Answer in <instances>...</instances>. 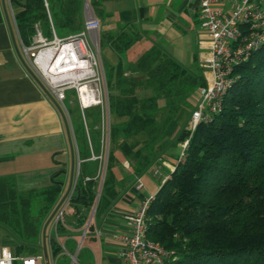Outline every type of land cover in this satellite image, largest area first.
Here are the masks:
<instances>
[{
  "label": "trees",
  "instance_id": "1",
  "mask_svg": "<svg viewBox=\"0 0 264 264\" xmlns=\"http://www.w3.org/2000/svg\"><path fill=\"white\" fill-rule=\"evenodd\" d=\"M11 1L26 45L39 30L52 38L53 28L61 37L82 28V0ZM90 3L97 14L95 1ZM141 38L128 24L100 32V46L106 43L119 57L108 69L104 64L107 105L82 109L77 91L69 90L74 100L67 93L80 160L73 202L77 226L98 199L88 234L94 235L97 219L123 191L117 166L128 160L136 178L172 153L195 108L191 97L207 84L203 67L184 65L158 44L129 70L125 54ZM234 76L220 109L197 125L148 207V237L171 253L173 264H264V43L235 67ZM63 189L55 177L24 190L13 177L0 178V226L17 241L18 255L41 253L44 224ZM60 252L54 240L51 254Z\"/></svg>",
  "mask_w": 264,
  "mask_h": 264
},
{
  "label": "crops",
  "instance_id": "2",
  "mask_svg": "<svg viewBox=\"0 0 264 264\" xmlns=\"http://www.w3.org/2000/svg\"><path fill=\"white\" fill-rule=\"evenodd\" d=\"M93 1L97 8L95 14L103 17L100 19L101 32H117L124 24L141 31L142 38L137 43L142 50L134 60L144 50L158 44L184 65L203 67L206 78L211 77V72L204 67L210 46L208 32L200 24L199 0ZM17 10L18 6L12 1L0 0V178L13 177L23 190L47 185L54 177L62 180L64 187H69L72 177L77 174L79 155L74 139L73 142L70 139L66 113L51 91L45 89L31 72L16 24ZM78 12L83 29L87 16L86 0L80 1ZM129 67V70H135V64L134 67L129 64ZM200 96L198 91L191 97L195 106ZM84 100L90 102L91 98L87 99L84 94ZM171 152L164 157L160 176H167L175 167L176 157L172 155L174 151ZM159 164L157 162L152 167ZM63 195L62 192L60 200ZM143 196L142 190H136L132 184L123 189L112 209L97 219L103 235L87 234L82 242L83 246L89 238L97 243L93 250L94 262L89 264H127L120 255L122 242L114 234L128 229L124 214L136 211ZM77 229L78 234H74L70 247L72 251H76L82 238L81 227ZM72 230L63 232V237L69 240L73 236ZM2 233L0 231L1 243L11 250V246H15L13 252L17 254L15 238L6 231ZM41 239L43 241V230ZM48 253L50 264H54L49 247ZM39 255H43V259L38 264H47L43 248ZM67 258L64 255V259Z\"/></svg>",
  "mask_w": 264,
  "mask_h": 264
},
{
  "label": "built area",
  "instance_id": "3",
  "mask_svg": "<svg viewBox=\"0 0 264 264\" xmlns=\"http://www.w3.org/2000/svg\"><path fill=\"white\" fill-rule=\"evenodd\" d=\"M199 2L200 24L208 32L210 46L204 66L211 72V77H207L206 86L200 89V100L189 119L188 126L191 132L201 121L211 119L213 113L220 109L223 96L235 81V67L247 59L252 50L264 43V0H199ZM100 28V18L87 6L85 26L78 32L61 37L53 28V37L47 38L39 30L30 45H26L20 37L32 69L67 115L77 153L78 147L66 97L69 90L75 89L82 109L103 103L101 98H95L96 93L100 91L98 89L101 86L98 85L101 83L105 85L107 91L104 64L99 53ZM36 42L40 44L37 45ZM90 82L97 85L96 88L89 86ZM84 86L87 88L83 89ZM84 94L91 98L90 102L84 100ZM188 142L189 138L185 140V147ZM161 168L159 164L155 170L156 175L161 174ZM79 172L80 160L71 188L64 193L65 196L63 195L64 198L46 229V240L50 250L54 240L61 246V252L53 256L54 264H58L61 254L71 257V264H81L78 255L83 239L89 233L91 223L96 220L98 199L81 226L82 238L78 241L77 249L72 251L67 245V237L63 238V232L68 233L78 224V218L74 216L73 202ZM133 186L138 191L144 188L141 176L136 178ZM153 197L154 194L143 196L136 211L125 213L128 229L114 234L122 242L120 255L127 264H173L171 253L148 237L147 211ZM67 217H72V222L68 223ZM94 234L102 236V227L96 225ZM19 259L23 264H38L43 255H17L0 241V264H15Z\"/></svg>",
  "mask_w": 264,
  "mask_h": 264
},
{
  "label": "rangeland",
  "instance_id": "4",
  "mask_svg": "<svg viewBox=\"0 0 264 264\" xmlns=\"http://www.w3.org/2000/svg\"><path fill=\"white\" fill-rule=\"evenodd\" d=\"M103 20V17H101ZM100 18V19H101ZM101 32V29H100ZM35 44L39 45L40 42H36ZM142 50V46L139 43H135L125 54V60L127 63V66L129 64H131L132 67H134V64L136 62V60H134V56L136 54H138L140 51ZM99 53L101 55L103 64H105V68L108 69L107 67L109 66V64H115L117 63L119 57L117 52L111 48V46L107 45L106 43H102L101 46L99 44ZM205 67V66H204ZM206 68V67H205ZM88 83V82H87ZM91 84V85H90ZM89 86H93L96 88L97 85H95L93 82L89 83ZM88 86V87H89ZM100 91H98V93H96V97L95 98H101L103 100V103H106V105L108 104V99H107V95L106 93H108L105 89V85L103 83H101V85H98V87H100ZM72 90V89H71ZM142 94L146 95V94H150V91H140ZM67 93H69V97H71L73 100L76 98L75 95L73 94L72 91H68ZM79 99V98H78ZM91 101V100H90ZM81 104V103H80ZM76 117V116H75ZM108 120V119H107ZM193 132H191V128H189V126L187 125L184 132L181 134V140L179 141V144L177 146L172 147L171 151H174V154H172L173 156L177 157L179 155V153L181 154L185 148L184 143L185 140H187L191 134ZM188 145V144H187ZM167 154L165 153L164 156L160 157V165L161 167H163V162H164V157ZM158 169V165L154 166V167H150L148 168L146 171H144L141 174V178L144 184V188L142 189V193L144 196H151L153 195L157 189L159 188L161 182H162V178L163 176L160 174H155V170ZM116 173H117V177L120 180V186L122 189H124L127 184H129L133 178H135L136 174L132 171V169L130 168V164L128 160H123L122 163L120 165L117 166L116 168ZM68 186L64 187V191L63 194L66 192ZM73 218L72 217H67V222L70 223L72 222ZM77 227L79 226H75L73 228L72 231H70L73 236H71V238H68L69 240H67V245L69 247H71V244L73 243V239H74V234L77 233L78 234V229ZM0 231L1 233H5V230L2 229V227L0 226ZM2 233V234H3ZM2 235H0L1 237ZM82 237V231L80 232V238ZM64 238V237H63ZM97 247V243L96 241H92L89 238H87L85 240V245H83L81 247V251L79 252V262L82 264H89L90 261L94 262V253L93 250L94 248ZM12 251L16 250L15 246H11ZM82 261V262H81ZM16 264H22V261L16 260ZM58 264H71V257H68L67 260L64 259V255H60L59 259H58ZM78 264V263H77Z\"/></svg>",
  "mask_w": 264,
  "mask_h": 264
},
{
  "label": "water",
  "instance_id": "5",
  "mask_svg": "<svg viewBox=\"0 0 264 264\" xmlns=\"http://www.w3.org/2000/svg\"><path fill=\"white\" fill-rule=\"evenodd\" d=\"M86 6H89L92 10V6L89 2V0H86ZM94 12V10H93ZM31 72L32 74L36 77V79L40 82V84L45 88L47 89L46 85L41 81V79L38 77V75L34 72L33 69H31ZM66 123H67V127H68V131H69V134H70V139L71 141L73 142V134H72V130H71V127H70V124H69V121L66 117ZM74 173V172H73ZM72 180H73V177H72ZM72 180L70 182V185L66 191V193L69 191V189L71 188V185H72ZM65 193V194H66ZM65 196V195H64ZM64 196L61 198V200L59 201V203L56 205V207L54 208V210L52 211V213L50 214L49 218L47 219V221L45 222L44 224V227H43V250H44V257L46 259V263L47 264H50V257H49V253H48V247H47V240H46V229H47V226H48V223L49 221L51 220L52 216L54 215L55 211L57 210L58 206L60 205V203L62 202Z\"/></svg>",
  "mask_w": 264,
  "mask_h": 264
},
{
  "label": "bare ground",
  "instance_id": "6",
  "mask_svg": "<svg viewBox=\"0 0 264 264\" xmlns=\"http://www.w3.org/2000/svg\"><path fill=\"white\" fill-rule=\"evenodd\" d=\"M86 88H87V86H84V87H83V89H86ZM89 98H90V97H87V99H89ZM87 102H88V101H87Z\"/></svg>",
  "mask_w": 264,
  "mask_h": 264
}]
</instances>
